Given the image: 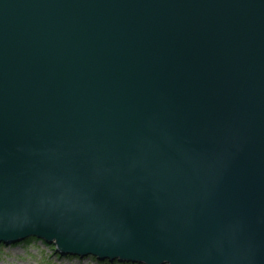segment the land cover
<instances>
[{
    "label": "water",
    "instance_id": "1",
    "mask_svg": "<svg viewBox=\"0 0 264 264\" xmlns=\"http://www.w3.org/2000/svg\"><path fill=\"white\" fill-rule=\"evenodd\" d=\"M264 264V0H0V247Z\"/></svg>",
    "mask_w": 264,
    "mask_h": 264
},
{
    "label": "rangeland",
    "instance_id": "2",
    "mask_svg": "<svg viewBox=\"0 0 264 264\" xmlns=\"http://www.w3.org/2000/svg\"><path fill=\"white\" fill-rule=\"evenodd\" d=\"M25 244L0 247V264H101L92 259L62 257L43 243L36 242L38 247Z\"/></svg>",
    "mask_w": 264,
    "mask_h": 264
},
{
    "label": "trees",
    "instance_id": "3",
    "mask_svg": "<svg viewBox=\"0 0 264 264\" xmlns=\"http://www.w3.org/2000/svg\"><path fill=\"white\" fill-rule=\"evenodd\" d=\"M26 244H25V246H27V245H29V246H34V247H36L37 246V244H35L36 242H33V241H27V242H25ZM1 247H3V246H1ZM38 247V246H37ZM49 248H51L53 251H55V247H51V246H48ZM57 255H59V254H57ZM92 260H94V261H96V262H98L95 258H91ZM98 263H101V262H98ZM101 264H109V263H107V262H102Z\"/></svg>",
    "mask_w": 264,
    "mask_h": 264
}]
</instances>
